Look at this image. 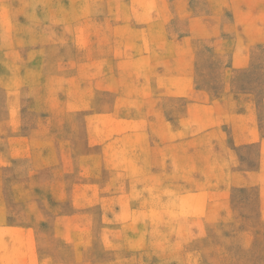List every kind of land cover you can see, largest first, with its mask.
I'll return each instance as SVG.
<instances>
[{
	"label": "rangeland",
	"instance_id": "374dc122",
	"mask_svg": "<svg viewBox=\"0 0 264 264\" xmlns=\"http://www.w3.org/2000/svg\"><path fill=\"white\" fill-rule=\"evenodd\" d=\"M0 264H264V0H0Z\"/></svg>",
	"mask_w": 264,
	"mask_h": 264
},
{
	"label": "crops",
	"instance_id": "0c3cea01",
	"mask_svg": "<svg viewBox=\"0 0 264 264\" xmlns=\"http://www.w3.org/2000/svg\"><path fill=\"white\" fill-rule=\"evenodd\" d=\"M181 54V51H180ZM192 56V53L189 50H183L182 53V61L184 62V65L182 67L181 62L179 64H177V66H175V70L179 72L178 76L172 77V80L175 81H181L182 79H185L186 74L182 75L180 71H182L183 73L187 70H189L190 68V64H189V60ZM164 81H167V78L164 79ZM168 83H164L165 87L167 86ZM171 86H176V85H171Z\"/></svg>",
	"mask_w": 264,
	"mask_h": 264
}]
</instances>
